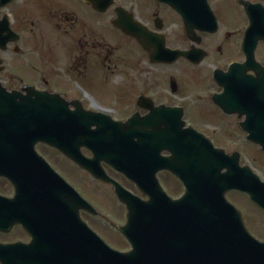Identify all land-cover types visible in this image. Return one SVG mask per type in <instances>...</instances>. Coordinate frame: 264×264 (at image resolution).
<instances>
[{
	"label": "flooded vegetation",
	"instance_id": "obj_1",
	"mask_svg": "<svg viewBox=\"0 0 264 264\" xmlns=\"http://www.w3.org/2000/svg\"><path fill=\"white\" fill-rule=\"evenodd\" d=\"M207 6L209 11L200 5V0H193L191 4L183 5L181 12H178L161 0H0V111H13V106L18 111L25 104L33 105L35 100L39 104V99L48 104L50 99L60 100L62 102H58L66 105L69 113L103 114L123 124L138 117L139 121H145L143 125L138 124L139 129L147 131L149 135L153 128L163 129L164 124L161 122L166 119L178 125L179 116L182 115L181 122L185 130H195L218 149L222 148L213 143L207 130L215 123L226 122L229 127L240 132L246 147L264 155L258 144L249 141L246 131L247 128L258 129L263 126L264 118L257 115V102L254 99L246 100L243 108L235 106L231 112L233 114H225L214 101L215 96L225 92L215 81L216 71L228 76L232 66H240V73L235 70L236 79L242 82L239 89L245 87L254 90L259 82H264V40L257 42L255 63L248 61L245 50L247 32L251 26L250 14L257 15L264 28V0H207ZM201 12L208 16L206 22L197 20ZM117 21L127 25L128 29L117 27ZM152 43L157 46L163 43L166 51L202 50L205 60L199 65L185 58L173 64L155 63L145 48ZM123 45L137 54L126 73L121 72L123 60L119 54ZM236 52L240 58L232 60ZM171 69L176 74L168 77V70ZM200 70L206 71V75L198 80L196 77L200 76ZM115 71H119L118 75L126 76L127 80L123 84H116V89H127L126 96L119 95L113 99L93 97L84 90L93 87L94 82L103 75L112 79ZM255 82L256 85H253ZM83 98L111 100L114 108L104 110L91 107ZM163 108L171 110L170 116L161 115L165 110ZM237 108L240 112H236ZM2 119L0 159L8 141L7 119ZM135 142L147 145L151 141ZM38 147L56 151L75 169L90 176L56 149L43 143L38 144L36 149ZM150 151L144 149L146 155ZM81 152L87 158L93 157L92 152L84 147ZM226 153L230 156L238 153L240 165L246 167L242 163L244 154L238 151ZM153 154L156 155V152ZM160 156L163 159L172 157L168 151H162ZM103 167L108 174L112 171L121 175L105 163ZM156 177L172 200H179L185 194L184 184L170 171L162 170ZM92 180L113 190L121 218L101 219L81 212L83 222L113 256L119 258V255H130L134 260L132 264H150L147 258L151 256V237H126L121 231L128 222L126 206L120 203L111 185L94 178ZM117 182L140 201L150 200L134 183L127 180L129 186H125ZM8 186L13 191L12 195L7 193ZM77 192L82 196L81 192ZM14 194L13 185L6 177L0 176V197L12 198ZM230 195L246 199L255 209L256 216L252 212L251 220L258 234L251 229L245 212L229 200ZM228 200L241 212L249 232L264 243V211L237 192L230 193ZM1 225L6 226L0 230V257L8 260H5V264H84L79 258L80 254H41V249L53 250L61 246L34 243L20 223L4 220L0 222ZM163 255L168 257L167 252ZM177 255L182 257L183 253ZM97 257L104 259L106 264L119 263L113 260L108 263V256L102 253H98ZM0 264L3 263L0 261Z\"/></svg>",
	"mask_w": 264,
	"mask_h": 264
},
{
	"label": "water",
	"instance_id": "obj_2",
	"mask_svg": "<svg viewBox=\"0 0 264 264\" xmlns=\"http://www.w3.org/2000/svg\"><path fill=\"white\" fill-rule=\"evenodd\" d=\"M161 1L181 12L182 6L193 0ZM200 5L209 11L207 0H200ZM207 17L201 12L197 20L206 22ZM250 18L245 50L248 61L255 63L256 45L264 40V28L257 15L250 14ZM115 25L128 29L118 21ZM145 48L155 63L173 64L185 58L199 65L205 60L202 50L166 51L163 43ZM235 70L240 73V66H232L228 76L216 71L215 81L225 90L215 96L216 105L225 114H233L235 106L243 108L246 100L254 99L257 115L264 118V82H259L254 90L239 89L242 82L236 79ZM58 101L62 102L50 99L48 104L39 99V104L35 100L33 105L25 104L18 111L14 106L13 111H0V124L4 125L2 118L8 124L0 176L6 177L15 188L12 199L0 197V222L22 224L40 246H61L41 249V254H80L84 264H106L97 257L98 253L108 256V263L134 261L130 255L118 258L105 250L103 242L100 244L96 234L82 221V211L95 216L99 213L37 153L36 146L43 143L60 151L95 179L114 187L119 201L127 208L128 222L121 228L122 233L128 238L151 237V256L147 258L150 264H264V243L248 232L241 213L227 199L228 194L239 192L264 211V182L251 168L240 165L238 153L227 155L195 130H185L182 115L178 125L166 119L161 122L163 129L153 128L149 135L139 129L138 124L145 121H139L138 117L117 123L103 114L69 113L66 105ZM171 113L165 109L161 115ZM246 131L249 141L264 151V120L262 128ZM144 140L151 142L147 145L135 142ZM83 147L92 152L93 158L82 155ZM144 149L151 151L146 155ZM162 151L170 152L172 157L161 158ZM103 163L126 176L150 200L142 202L131 195L107 175ZM162 170L170 171L184 184L186 193L180 200H171L161 189L156 174ZM3 228L6 226L1 225L0 230ZM166 252L167 258L163 255ZM5 260L0 257L3 264Z\"/></svg>",
	"mask_w": 264,
	"mask_h": 264
},
{
	"label": "rangeland",
	"instance_id": "obj_3",
	"mask_svg": "<svg viewBox=\"0 0 264 264\" xmlns=\"http://www.w3.org/2000/svg\"><path fill=\"white\" fill-rule=\"evenodd\" d=\"M122 60L123 66L121 68V72H128L129 67L132 64V60L137 58V54L134 50L128 49L125 45L120 47L119 52ZM240 55L236 52L233 59H239ZM200 76L198 75L196 78L200 80L202 76L206 74L204 70H200ZM116 72V71H115ZM119 71L113 76V78H107L106 75H103L100 80L94 82L93 87H88L84 89L87 93L91 96H102L106 98H117L119 95L126 96L127 89L126 88H119L116 89V84H123L127 79L126 76L118 75ZM173 69L168 70V77L171 75H175ZM96 94V95H93ZM84 97V96H83ZM84 102L91 107H99L104 110L114 108V103L111 100H99V99H91V98H83ZM114 117H119L118 115H114ZM208 137L215 143V145L219 148L226 150L228 153H233L235 151L244 154L242 156V163L251 169L254 170L255 173L264 181V155L259 151L257 152L250 147H246L243 143L241 138L240 132L235 130L226 122L215 123L210 126L207 130ZM38 152L45 157L47 162L70 184L77 188V191L81 192L82 196L89 201L92 205L95 206L97 211L100 213L101 219H119L121 218L120 214L118 213V204L115 201L113 190L104 184L97 183L90 178L87 174H84L79 169H75L72 165H70L64 157H62L56 151H52V149H48L46 147H38ZM109 174L115 178L117 181L121 182L125 186H129L126 179L116 174L112 171ZM8 195H12L13 191L10 190L8 186L7 190ZM229 200L233 203L238 205L241 210H243L246 214V218L249 221L251 229L254 231L255 234H258V229L256 225L253 224L251 218L255 212L254 208H251L250 203L246 199H242L237 195H230ZM114 202V203H113ZM122 212V209H121ZM253 212V213H252ZM256 216V215H255Z\"/></svg>",
	"mask_w": 264,
	"mask_h": 264
}]
</instances>
